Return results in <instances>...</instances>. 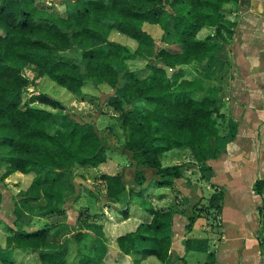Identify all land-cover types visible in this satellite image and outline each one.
Wrapping results in <instances>:
<instances>
[{
    "label": "trees",
    "instance_id": "obj_1",
    "mask_svg": "<svg viewBox=\"0 0 264 264\" xmlns=\"http://www.w3.org/2000/svg\"><path fill=\"white\" fill-rule=\"evenodd\" d=\"M239 1L69 0L61 14L38 0H0V181L15 172L32 173L30 185L18 192L21 202L28 204L44 196L51 204L55 193H60L59 172L71 174L77 164L99 166L106 162L110 148L94 123L65 122L66 105L61 100L46 93L27 96L30 81L22 72L23 64L36 66V79L46 75L81 100L86 98L87 80L113 88L126 81L116 104L125 135L120 151L128 156L129 164L121 172L101 176L109 205L118 204L122 195L143 191L152 182L185 180L183 165L164 166L162 155L176 147H208L220 134L221 117L219 95L211 92L196 97L186 67L194 58L217 55L227 28L226 9ZM145 23L171 31L177 49H156ZM112 30L125 34L128 42L107 40ZM93 35L107 40L105 48H84L74 57L66 54L89 43ZM150 54H156L162 65H152L148 75L140 77L130 66ZM167 68L173 73L169 75ZM52 123L67 128L54 132ZM263 188L264 179H258L255 190L261 193ZM150 213L135 230L118 236V246L130 254L146 244L144 255L170 264L174 212L152 209ZM187 217L185 229L190 232L197 216ZM49 237L48 224L12 230L5 249L0 248V264H17L12 258L15 250L38 253L41 264H71L73 246L79 255L77 264H103L107 247L90 231L76 230L47 251ZM90 238L95 242L87 245ZM190 242V238L184 241L186 246Z\"/></svg>",
    "mask_w": 264,
    "mask_h": 264
},
{
    "label": "rangeland",
    "instance_id": "obj_2",
    "mask_svg": "<svg viewBox=\"0 0 264 264\" xmlns=\"http://www.w3.org/2000/svg\"><path fill=\"white\" fill-rule=\"evenodd\" d=\"M66 1L69 0H38L41 5L61 14L66 11ZM247 1L251 4L253 0ZM255 1H258L254 2L259 5L258 9L251 7V5L245 7L240 1L233 5L231 10L227 8V20H225L227 28L224 31V38L219 40L221 47L217 55L214 58L207 56L194 58L186 67L190 78L194 80L193 92L196 97L201 98L211 92H216L219 95L218 105L221 115L219 117V135L224 138L233 137L238 127H242L245 132L252 126L253 115H264V9L259 10L261 6L264 8V0ZM144 28L153 35L156 49L162 47L177 49L175 37L171 31H165L158 24L145 23ZM126 37L125 34L112 30L107 40L127 43ZM107 40L93 35L89 43L76 47L66 54L74 57L78 54L77 51L80 52L84 48L103 49ZM155 64L162 65L156 54H150L145 59L132 64L130 68L140 77H145L150 72L151 66ZM21 66L23 74L30 81L27 96L46 93L61 100L66 105V108L63 109L65 122L71 120L81 123H94L110 147L106 151L108 158L105 164H100L99 167L95 168L90 165L77 164L73 166L71 174L63 173V177L60 178L61 183L57 184L60 193H55L51 204L47 199H44L45 197L29 204L21 202L18 192L30 185L33 178L32 173L14 177L13 180H10V176H8L5 180L0 181V247L6 245V237L14 229L26 227L34 230L47 224V221L56 222L63 219L65 224L68 221L66 226L63 222H59L50 228V237L46 248L52 249L53 246L58 247L60 241L72 237L76 230L93 228V223L94 226L102 227L101 222L98 223V221H103V215L99 212V208L101 209L104 205L103 198L106 197L105 202H107V188L106 182L101 176L104 173L121 172L129 164L128 156L120 151L125 135L119 121L121 110L116 104L122 98L126 81L122 80L119 88H113L107 83L96 84L92 80H87L83 86L86 98L81 100L46 75L36 79L37 68L35 65L23 64ZM173 71L172 68H167L169 75ZM143 104L144 102L138 103L141 106ZM51 127L54 132L64 131L67 128L62 123H52ZM248 131L249 129L244 136L247 135ZM181 149L183 148L176 147L173 150L180 151ZM221 152L222 149L218 151V154ZM171 156L176 157V159L174 158L175 162L186 159L182 155ZM161 159L162 164H166L165 166L173 164L168 163L165 155ZM187 163L190 162H184L182 165L185 166ZM1 173L2 170L0 169V175ZM184 173L187 172L184 171ZM188 175L191 174L188 173ZM189 179L199 181L197 176ZM173 187L174 197L179 198L180 191L175 186ZM202 188L201 194L206 196H199L195 194V191H192L190 196L182 197L180 202L163 209H170L174 212V216L177 214V218L183 219L185 222H188L187 214L196 213L197 219L191 229L194 231L192 235L200 236V241L210 240L214 249L221 240L219 198L223 191L217 188L216 192L207 195L209 190L205 184ZM141 192H135V194ZM144 198L149 199L150 196L145 195ZM69 201L78 204V212L72 213V215L68 214L65 208ZM121 201H126V194L124 198H121ZM117 205L115 204V206ZM47 209L50 210L47 211ZM94 209L98 210L93 214L92 210ZM15 210L16 212H14ZM78 216L79 218H77ZM260 226L261 229L257 236L258 244L256 239L248 241L242 255L240 254L243 250L240 252L231 250L234 259L228 264H264L263 206L260 207ZM190 237L192 236L188 238ZM244 246L245 243L241 241L240 250L244 249ZM3 249H0V253ZM14 255L15 257L12 258L16 262L18 261L17 264L42 263L38 253L31 254V252L17 250ZM69 260L71 264L79 262V255L75 246L69 253ZM214 263L213 260L211 264Z\"/></svg>",
    "mask_w": 264,
    "mask_h": 264
},
{
    "label": "crops",
    "instance_id": "obj_3",
    "mask_svg": "<svg viewBox=\"0 0 264 264\" xmlns=\"http://www.w3.org/2000/svg\"><path fill=\"white\" fill-rule=\"evenodd\" d=\"M240 2L245 7L251 5V7L253 6L256 9L259 8V5L254 3L258 2L255 0L251 4L247 0H240ZM263 9V6H261L259 10ZM251 125L246 136L244 135L248 129L244 132L242 127H238L233 137L224 138L222 135H218L214 137L206 148L196 146L183 148L180 151L173 150L175 149L173 148L164 154L167 161H169L168 163H173L167 164V166L190 162L183 166V173L184 171L187 172L184 173L186 179L193 178V176L199 177V181L192 179L193 184H188L186 179L175 180L172 184L163 185L152 182L141 193L135 194L133 192L131 195L127 194L126 201H120L117 206L107 204L105 202L106 197L103 198L104 205L101 209L99 208V212L103 215V221H98V223L101 222L102 227L94 226L93 223V228L85 229L90 231L93 237L101 239V242L107 247L103 252V264H165L155 255H144L142 251L148 247L146 244L139 245L130 254L122 252L118 246L117 238L120 234L135 230L140 222L150 217L152 209L168 208L172 204L180 202L182 197L190 196L192 191H195V194L199 196H206L201 194L204 184L209 190L207 195L216 192L217 188L223 191L219 198L221 206L219 227L221 240L213 249L210 240L200 241V236L192 235L194 233L193 230L188 234L185 229L187 222L177 218L176 214L173 217L170 229V234L173 238L168 256L170 264H211L213 260L214 264H228L234 259L233 250L234 252L243 250L240 254L242 255L248 241L254 239L257 241L258 231L261 229L260 207L264 206V188L261 193L257 192L255 183L258 179H264V115H253ZM259 138L261 139L259 140ZM261 145L262 148L260 149ZM221 149L222 152L218 154ZM174 151L179 152L173 153ZM171 155H182L186 159L175 162L174 158L176 159V157ZM105 163H102V165ZM93 168L95 167L93 166ZM188 173L191 175H188ZM21 175L25 174L21 172L12 173L10 180ZM62 177L63 173L58 174L59 179ZM59 183H61L60 180L57 184ZM173 186L180 191L179 198L174 197ZM145 195H149L150 198L145 199ZM124 197L125 195L121 196V198ZM43 198L44 196L39 200ZM67 204L65 208L68 214L72 215V213L78 212V204L76 202L69 201ZM49 210L47 209V211ZM96 210L98 209L92 210V213L94 214ZM59 222H63L65 226L68 224V221L65 224L63 219L56 222L47 221L46 223L52 228L55 226L53 224ZM28 230L32 229L28 228ZM189 236H192L190 237L191 242L186 246L184 240ZM241 241L245 243V246L244 249L240 250ZM94 242L95 240L90 238L87 241V245H91ZM101 242L98 244V249L100 250ZM4 247L5 245L0 248ZM55 248L57 246L52 247V249ZM46 250L49 251L51 249L46 248ZM213 251L215 252L214 254L212 253Z\"/></svg>",
    "mask_w": 264,
    "mask_h": 264
}]
</instances>
